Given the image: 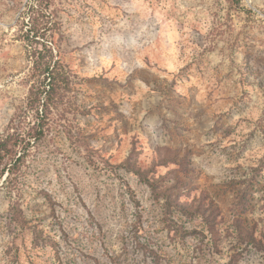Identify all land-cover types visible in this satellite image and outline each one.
Wrapping results in <instances>:
<instances>
[{"label": "rangeland", "instance_id": "obj_1", "mask_svg": "<svg viewBox=\"0 0 264 264\" xmlns=\"http://www.w3.org/2000/svg\"><path fill=\"white\" fill-rule=\"evenodd\" d=\"M49 55L71 85L0 184V264H264V0H0V137Z\"/></svg>", "mask_w": 264, "mask_h": 264}, {"label": "trees", "instance_id": "obj_2", "mask_svg": "<svg viewBox=\"0 0 264 264\" xmlns=\"http://www.w3.org/2000/svg\"><path fill=\"white\" fill-rule=\"evenodd\" d=\"M33 77H36V80L30 88L27 102L17 109L5 135L0 137V184L5 175L9 184L17 180L15 175L23 162L24 155L32 146L43 141L50 130L52 109L57 106L59 100H62V96L58 98L59 92L62 88L69 89L71 85L68 71L60 61H52L50 55L43 56L35 63ZM30 112L34 122L25 126L24 121ZM151 188L154 194L165 198V212L179 210L187 218L200 219L205 227L203 230L215 238L218 215L211 209L205 208L201 202L187 206L170 201L168 198L170 190L166 186H157L152 183ZM193 232L205 235L204 231L200 232L198 229ZM248 242L254 247L262 246L252 235L249 236Z\"/></svg>", "mask_w": 264, "mask_h": 264}]
</instances>
